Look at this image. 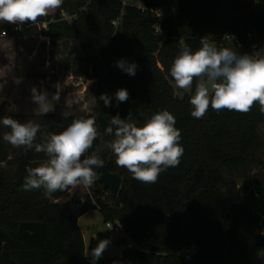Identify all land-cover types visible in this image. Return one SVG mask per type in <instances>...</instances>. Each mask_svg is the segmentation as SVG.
<instances>
[{
  "label": "trees",
  "instance_id": "16d2710c",
  "mask_svg": "<svg viewBox=\"0 0 264 264\" xmlns=\"http://www.w3.org/2000/svg\"><path fill=\"white\" fill-rule=\"evenodd\" d=\"M123 1L63 0L46 29L37 26L46 21L42 18L19 26L0 22V36L70 42L72 75L93 81L94 87L89 114H8L3 103L0 118L38 123L34 143L64 131L74 119L94 118L100 135L82 159L96 152L109 172L121 177L114 198L97 182L98 167L94 183L86 188L92 198L80 201L73 193L61 201L66 191L53 193L51 199L43 189L25 191L26 169L47 157L34 148L13 147L3 139L10 129L0 124V264H92L90 252L98 242L91 239L86 248L78 227L79 218L90 210L99 211L105 223H119L124 246L126 241L132 245L119 256L103 255L96 264H264L257 258L264 249V114L257 103L246 114L210 107L196 119L190 94L179 98L170 76L182 44L195 51L202 38L218 48L264 43V0H258L254 15H244L246 3L231 0L233 16L221 13L224 0H140L143 10ZM155 10L163 15L160 22ZM60 12L74 18L62 20ZM122 58L137 65L135 76L116 66ZM120 88L129 98L117 106L114 93ZM101 94L112 97L111 107L104 106ZM161 110L175 116L184 153L177 167L145 184L116 165L107 147L114 136L105 129L117 114L126 119L130 113L142 126ZM235 176L240 178L238 188L227 181ZM103 193L109 194L107 201L99 200ZM190 248L194 250L186 259Z\"/></svg>",
  "mask_w": 264,
  "mask_h": 264
},
{
  "label": "clouds",
  "instance_id": "9594fccd",
  "mask_svg": "<svg viewBox=\"0 0 264 264\" xmlns=\"http://www.w3.org/2000/svg\"><path fill=\"white\" fill-rule=\"evenodd\" d=\"M62 4L63 0H0V22L18 26L36 23L38 18L48 16ZM200 44L195 51L182 44L170 67L175 87L190 94L191 116L201 119L210 107L217 112L226 109L246 114L257 103L264 114V56L258 52L240 54L228 47L218 48L203 38ZM116 66L130 76L136 74L134 62L122 58ZM114 96L118 106L128 100L129 93L120 88ZM30 98L42 115L55 112V103L60 99L58 94L50 97L46 88L36 86L30 88ZM99 99L105 107L112 106V97L108 94H101ZM62 115L66 117L67 113ZM0 124L10 129L3 134V139L13 147L34 148L47 157L45 162L26 169L23 190L43 189L44 196L51 199L55 192L79 185L89 188L94 183V169L101 167L103 161L96 152L82 159L100 135L94 118L74 119L64 131L48 135L43 143H34L40 125L32 120L21 122L5 116L0 118ZM175 124L176 118L168 110L152 114L142 126H137L130 113L126 119L119 114L112 116L105 134L114 136L107 147L114 153L116 165L126 168L141 183H156L163 171L180 164L184 153L181 131ZM109 243L107 239L100 240L91 249L92 264L102 258ZM261 257L264 249L257 252V258Z\"/></svg>",
  "mask_w": 264,
  "mask_h": 264
},
{
  "label": "rangeland",
  "instance_id": "374dc122",
  "mask_svg": "<svg viewBox=\"0 0 264 264\" xmlns=\"http://www.w3.org/2000/svg\"><path fill=\"white\" fill-rule=\"evenodd\" d=\"M238 1L249 6L244 15H254L258 0ZM230 2L231 0H224L221 7V13L225 16H233V12L229 8ZM123 4L135 6L140 10L144 9L140 0H124ZM152 12L157 22H160L163 15L157 10ZM55 14L56 10L50 12L48 16L40 17L46 21L37 23L38 28L46 29L47 19L54 20ZM59 17L68 22L74 18L64 12H60ZM116 25L113 24V26ZM9 37L5 35L6 43L4 44H15V49L14 51L9 49L3 59H0V105L5 104L4 110H12L13 113L10 114L39 115L40 113L30 98V88L36 86L37 88H46L50 97L53 93L59 95V102L55 103V112L57 113H67V115L91 113L94 106L93 81L75 78L72 75V59L69 52L73 45L70 42L64 43L40 37L14 38L13 41H9ZM229 48L240 54L258 52L259 55L264 56V43L258 46H243L236 43L235 46L229 44ZM173 87L179 98L184 94H189L177 89L175 85ZM260 139L264 144V127L260 130ZM261 157L264 161V149ZM227 181L230 184L234 183L235 188L240 186L239 176L227 177ZM73 193L77 194L80 201L87 197L92 198V193L87 191L83 185H79L66 191L61 201L67 200ZM108 195V193H103L99 196V200L107 201ZM78 227L86 248L91 239L97 242L107 239L110 243L103 255L116 257L125 247L124 244L119 243L121 231L114 227H106L102 215L97 210H90L81 216L78 220ZM93 229L96 230L94 234H92ZM126 244H128L127 241ZM193 250L190 248L188 253ZM86 253L89 252L86 251ZM185 253L187 254V252Z\"/></svg>",
  "mask_w": 264,
  "mask_h": 264
},
{
  "label": "water",
  "instance_id": "95a60500",
  "mask_svg": "<svg viewBox=\"0 0 264 264\" xmlns=\"http://www.w3.org/2000/svg\"><path fill=\"white\" fill-rule=\"evenodd\" d=\"M100 174L97 179V182L101 184L102 188L104 190H107L111 197H116L118 190L121 185V177L118 173H111L108 170L107 165H102L101 167H98ZM96 232L95 229L92 230V234ZM120 244H124V239L120 240ZM261 260H264V257L260 258Z\"/></svg>",
  "mask_w": 264,
  "mask_h": 264
},
{
  "label": "crops",
  "instance_id": "0c3cea01",
  "mask_svg": "<svg viewBox=\"0 0 264 264\" xmlns=\"http://www.w3.org/2000/svg\"><path fill=\"white\" fill-rule=\"evenodd\" d=\"M13 37H9V41H13ZM5 35H1L0 36V59H3L4 54H6L8 52L9 49H12L14 51L15 49V44H4L6 43L5 41ZM5 113H13V111L11 110H4ZM121 239H119V243Z\"/></svg>",
  "mask_w": 264,
  "mask_h": 264
},
{
  "label": "built area",
  "instance_id": "2783aa9c",
  "mask_svg": "<svg viewBox=\"0 0 264 264\" xmlns=\"http://www.w3.org/2000/svg\"><path fill=\"white\" fill-rule=\"evenodd\" d=\"M113 24L114 25H116V22H113ZM20 28V27H19ZM231 37H233V39H235V37L234 36H230V37H225V38H230V39H232ZM105 226L106 227H108V228H111V227H114V228H116L117 230H119V231H121V225L119 224V223H111V222H108V223H105ZM131 243L130 242H128V244H126L125 245V247L126 248H131ZM187 252V255H186V259L188 258V255L190 254V253H188V251H186Z\"/></svg>",
  "mask_w": 264,
  "mask_h": 264
}]
</instances>
